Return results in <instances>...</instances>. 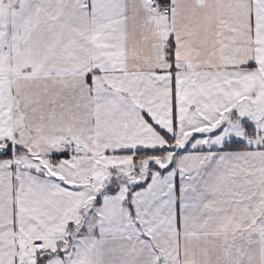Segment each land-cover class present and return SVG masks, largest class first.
<instances>
[{
  "label": "snow or ice",
  "instance_id": "obj_1",
  "mask_svg": "<svg viewBox=\"0 0 264 264\" xmlns=\"http://www.w3.org/2000/svg\"><path fill=\"white\" fill-rule=\"evenodd\" d=\"M0 264H264V0H0Z\"/></svg>",
  "mask_w": 264,
  "mask_h": 264
}]
</instances>
